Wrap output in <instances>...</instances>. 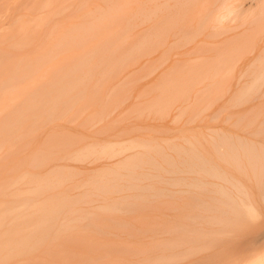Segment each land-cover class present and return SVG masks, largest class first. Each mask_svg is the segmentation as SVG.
<instances>
[{"label":"bare ground","instance_id":"1","mask_svg":"<svg viewBox=\"0 0 264 264\" xmlns=\"http://www.w3.org/2000/svg\"><path fill=\"white\" fill-rule=\"evenodd\" d=\"M89 1L75 2L84 12L55 37H36L28 29L15 41L19 50L0 54V264H177L191 256L195 262L182 264H254L263 259L264 0L249 5L246 0H138L135 7L129 0H100L93 7ZM233 27L244 31L233 35L234 41L230 36L218 43ZM200 35L203 48L198 44L184 56L201 48L204 60L172 59L159 75L161 85L148 84L146 91L153 90L140 92L138 99L162 89L157 98L129 105L132 93L126 88L135 77L129 78L141 71L131 67L150 61L172 38L161 60L146 66L152 71L144 67V80L171 59L175 46L186 47ZM35 41L45 45L24 55L25 46ZM249 52L256 54L253 61L235 73ZM108 79L115 82L108 85ZM196 83L204 85L196 88ZM227 93L223 125L182 136L180 143L178 137L138 140L130 137L128 125L115 133L118 118L107 120L126 108L129 117L144 113L145 104V111L151 107L146 120L154 108L158 112L151 121L174 108L179 112L173 121L179 124L190 107L196 111L210 99V110ZM92 107V117L69 126ZM208 107L193 113L200 117ZM126 114L119 118L127 119ZM216 114L214 122L221 117ZM194 117L183 125L195 123ZM87 123L104 141L80 145L88 135L78 127ZM97 153L109 156L98 168L68 163L106 158ZM226 251L236 259L220 263Z\"/></svg>","mask_w":264,"mask_h":264},{"label":"rangeland","instance_id":"2","mask_svg":"<svg viewBox=\"0 0 264 264\" xmlns=\"http://www.w3.org/2000/svg\"><path fill=\"white\" fill-rule=\"evenodd\" d=\"M88 0H86V3H88L87 2ZM129 1H133V3H134V1L135 2H137L138 0H129ZM209 1H211V0H209ZM78 2V0H0V54L1 53H5V51H6V53L5 54H7L8 52L7 51H9V50H19L18 48H15L18 44H16V46H15V41L18 39L19 40V37H18V35L20 34V33H22L21 35H23V34H25V31L26 30H28V29H30V33H32L33 34V36H36V37H40V33H42V35H44L45 37H49V39L50 38H53V37H55L59 32H62L63 30H65L68 26L67 25H69V24H71V23H74L75 21H77V20H79V18L81 17V15H82V13L84 12V11H82V10H78L77 9V7L75 6V4ZM90 3L88 4V6H90V7H93L96 3H98V4H102L103 2L102 1H100V0H90L89 1ZM251 2V0H246L245 1V3L246 4H248L249 5V3ZM200 4V3H199ZM202 4V3H201ZM200 4V5H201ZM133 6L135 7V3L133 4ZM89 8V7H88ZM198 9L199 10H201V7H198ZM54 17V23L52 24V26L49 28V26L48 25H50L48 22L52 19ZM58 18H60V19H58ZM196 19H198L197 17H196ZM42 21H43V23H42ZM53 21L51 20L50 21V23H52ZM197 21H195L194 23H196ZM42 23V24H41ZM23 25H26V26H24L23 27ZM45 25H47L46 27H45ZM59 25V26H58ZM230 25L231 26H236V23H230ZM67 26V27H66ZM26 27V28H25ZM52 27H54V29H52L51 30V28ZM232 28V27H231ZM237 28V27H236ZM259 28V27H258ZM233 29H234V31H232V29H229V30H231V31H229V33L227 32V34L225 33V35L223 34V36L222 35H220L219 36V40H218V43L219 42H221V40L222 41H225L224 39H226V38H229L230 36H231V38H232V36L233 35H235L236 33V35L235 36H237V35H239L242 31H244V27H240V28H237L238 30H235V28L233 27ZM260 29V28H259ZM22 30V31H21ZM255 31V30H254ZM259 31H261V30H259ZM28 33V32H27ZM243 33V32H242ZM27 35V34H26ZM258 35L260 36V33H258ZM235 36H233V37H235ZM263 36V35H262ZM239 37V36H238ZM204 39H205V37H204V35H200L198 38H196V40L194 41V42H192V43H190L188 46H186V47H180V48H178L177 49V47L175 46V48L172 50L173 52L172 53H170L171 54V59L170 60H168L164 65H162L163 67H160V69H158V70H156V71H154V73H151V74H147V75H151L150 77H148L147 75H145L146 77H148V78H145L144 80H142L143 78V76H144V74L142 75V74H140L141 72L143 73V72H146L145 71V69L148 71V68H150L151 67V65L153 64V63H155V61L153 62L152 60H154L155 58H157V57H159V58H157L158 60L160 59V56H161V54L164 52V53H166V52H168L169 50H167V48L169 49L170 48V46L169 45H171L170 43H172L173 42V39L171 38V42H169V44H166V45H164V47H161V49L159 50V52H157V53H155L154 54V56L152 57V59L150 60V61H147V60H143V61H141V63L139 64V65H134V67H131V69H130V71H133V70H135V72H136V70L138 69V68H140V70L141 71H139L138 72V70H137V73H133V74H135V75H131L130 76V78H129V81L131 80V79H133L134 77L136 78H138L137 80L138 81H135L136 83H134L133 81L134 80H136L135 78L133 79V80H131L132 81V84H131V86H130V89H129V85H130V83L128 84V86H127V88H126V91L128 92V95H130L131 93H132V100H131V104H129V105H133V104H137V103H140V102H142V103H144V101L146 102V100L148 101V99H150V101L152 100V99H154V97L155 98H157L156 96H158L159 94H160V91H163L162 89H160V91H158L157 92V90L156 91H154L150 96H146L145 98H142V99H138V98H140V96L142 95V97H143V94L142 93H144L145 91H146V87L145 86H147L148 84V86H150V83L151 84H153L154 83V85L156 84L157 85V82H158V84L159 83H162V81L160 80L161 79V77L159 76L160 75V73H161V71H163L164 69H167V68H169L170 67V65L172 64V59H176V58H179V59H193V58H196L197 59V57H200L201 58V60H204L203 58V56H207V54H205V52L203 51H200L199 52V50L201 49V48H203L202 46H203V44H201V42L202 41H204ZM18 40L16 41V42H18ZM208 40V39H207ZM228 40V39H227ZM235 40V39H234ZM233 40V38L231 39V40H229L230 42L231 41H234ZM14 41V42H13ZM209 41V40H208ZM211 42H213V39L211 40ZM228 42V41H227ZM11 43H12V46H14V47H11ZM14 43V44H13ZM204 43V46L206 45V43L205 42H203ZM229 43V42H228ZM236 43V42H235ZM263 43H264V40L262 41V45H263ZM198 44H200L201 45V48H199V49H197L198 50V52L196 51V49H195V52H197V55H196V53L194 52V50H192L193 51V56H192V53H190V55H187V56H184V52L185 51H190L191 49H194ZM45 45V43L44 42H37V41H35V43H33V44H28L27 46H25L26 48H25V51H24V55H31L32 53H33V51H32V48H35V47H42V46H44ZM199 45V46H200ZM210 47H212V45L213 44H208ZM233 45V44H232ZM232 45L230 46V47H232ZM238 45H239V47H240V44L238 43ZM19 46V45H18ZM198 46V47H199ZM243 45H241V47H242ZM205 47H208V46H205ZM204 47V48H205ZM214 47V46H213ZM233 47H234V45H233ZM239 47H234V48H237V50L236 51H238L239 49ZM240 47V48H241ZM244 47H245V45H244ZM15 48V49H14ZM197 48V47H196ZM9 49V50H8ZM165 49V50H164ZM242 49V48H241ZM16 50V51H17ZM167 50V51H166ZM209 50V49H208ZM245 51H246V49H244ZM248 50V49H247ZM259 50V49H258ZM206 51V50H205ZM191 52V51H190ZM201 52H202V54H201ZM207 52V51H206ZM238 52H240V53H243V49L241 50V51H238ZM259 52V51H258ZM195 53V54H194ZM198 53H200V54H198ZM208 53H210V52H208ZM236 53V52H235ZM212 53H210V55H211ZM255 53H251V52H249L248 53V55L243 59V60H241V62L237 65V67H236V70H238V72L236 71L235 73H239V70L240 69H242V67H243V65L244 64H249L250 62H251V60L253 59V57L254 56H256V54L254 55ZM163 55V54H162ZM165 55V54H164ZM177 55H179V56H177ZM181 55H183V57L181 56ZM202 56V57H201ZM13 57H15V56H13ZM165 58V57H164ZM200 58H198V59H200ZM157 59H155L156 60V62L158 61ZM196 59H193V60H196ZM161 60V59H160ZM153 63H152V62ZM190 61H192V60H190ZM196 61H198V60H196ZM196 61H192L193 63H195ZM253 61V60H252ZM200 62V61H199ZM249 62V63H248ZM146 63V64H145ZM150 63H152V64H150ZM143 64H145L144 66H142ZM149 64H150V67H146L147 65L149 66ZM155 66V65H154ZM144 67H146L145 69H144ZM154 67H152V68H150L149 70H151L152 71V69H153ZM144 70V71H143ZM225 70H226V72L229 70V68H228V70L225 68ZM148 72H150V71H148ZM147 72V73H148ZM224 73H226L225 71H223ZM228 72H230V71H228ZM137 74V75H136ZM227 74L228 73H226L225 74V78L227 77ZM140 75V76H139ZM231 75V74H230ZM230 75H228V76H230ZM235 75V74H234ZM237 75V74H236ZM171 77V76H170ZM220 78H221V76H220ZM109 79H111V78H109ZM107 80L108 81V85H112V83H114L115 81H111V80ZM157 79V80H156ZM168 79H169V77H168ZM173 79V78H172ZM171 79V80H172ZM231 79V78H230ZM114 80V79H113ZM160 82H159V81ZM174 80V79H173ZM107 81H106V84H107ZM196 81V79L194 80V82ZM199 82L201 81V80H198ZM110 82H112V83H110ZM156 82V83H155ZM169 82H171V81H169ZM168 82V83H169ZM172 83V82H171ZM235 83V82H234ZM264 83V82H263ZM166 84V83H165ZM133 85H135V86H133ZM159 85H161V84H159ZM163 85H164V82H163ZM203 85L204 84H198V83H196V88H200V87H203ZM264 85V84H263ZM153 86V85H152ZM152 86H150V87H152ZM145 87V88H144ZM234 87V86H233ZM134 88V89H133ZM145 89L144 91H142V89ZM148 88V87H147ZM153 88V87H152ZM152 88H148L147 89V91H146V93H144V95L145 94H147V92H149V93H151L150 91H151V89ZM128 89H129V91H128ZM263 89H264V86H263ZM153 90V89H152ZM159 90V89H158ZM177 90V89H176ZM208 90V89H207ZM210 91L212 90V89H209ZM210 91H206V92H208L209 94H210V96L209 97H211V96H213V94L211 95V93H210ZM130 92V93H129ZM140 92H142L141 94H140ZM206 92L205 93H203L204 94V97L205 96H208V93H207V95H205L206 94ZM162 93V92H161ZM219 93L221 94V92H218V93H216L217 95H219ZM140 94V95H139ZM203 94H201L202 95V97L200 98L202 101H203V99L202 98H204L203 97ZM216 94H215V96H214V98L216 99ZM148 95V94H147ZM161 96L162 95H160V98H161ZM227 96H228V93L225 95V96H223V97H221L220 99H219V102L218 103H213V107L212 108H210V110H209V107L207 106L208 104H211L210 102H213V101H210V99H206V100H209V101H207L205 104L203 103V105H202V103H201V105L202 106H200L198 109L199 110H202L204 107H208L207 109H208V111L206 110V113H203V115H201L200 117H196L197 115L195 114L196 112H197V107H196V111H195V109L194 108H192V107H190V109H188V112L187 113H185L184 112V114L185 115H183V113L181 114V116L183 115V116H185V117H183L184 119H182V121H181V118H179L180 120L179 121H181V122H179V124H178V122L177 121H173L174 119H175V113H178L179 112V110L177 111H175V109L174 108H172L171 110V114L169 113L168 115L166 114L165 115V117H163L164 119H162V118H160V116L159 115H156V116H158L159 117V121L157 120L158 119V117H155V120L154 121H151L152 120V118L154 119V114L153 113H155V112H158L157 110L155 111V108L154 107H152V108H154L153 109V111L154 112H151L152 114H150V118L149 119H147L146 120V114H147V116L149 117V115H148V113H149V109L151 108H148L146 111H145V109H144V106H145V104H144V106L142 107L143 108V110H144V113H142V112H140V114H138L137 112L136 113H134L132 116H128L126 113V109L125 110H123L122 111V113H123V115L124 114H126L127 115V119H125V117H120L119 118V116H123L122 115V113L121 112H119V113H116V114H114V115H112V116H110V117H108L107 118V120H109V121H111V120H116L117 118V121H118V123H117V126L115 125V127H114V132L116 133L117 131H120L123 127H125V126H130V129H131V133L132 134H130V137L132 136V137H140L138 140H140V139H142V138H149V140L150 141H153V137H160V139H161V137H162V139L164 138V137H166V138H164V139H168V138H174V137H178V139H176V141H175V143H180V142H184L182 139L183 138H181L182 136H188V137H191L192 135H197V134H200V133H204V134H206V133H208L209 131H208V129L207 128H209V127H218V126H220V125H223V122H224V120H225V118H226V115H227V110L225 109V108H227V106L225 105L226 104V99H227ZM153 97V98H152ZM209 97H207V98H209ZM137 98V99H136ZM152 98V99H151ZM178 98V97H177ZM213 98V97H212ZM211 98V99H212ZM136 99V100H135ZM159 99V98H158ZM162 99V98H161ZM161 99H160V101H161ZM200 99L198 100H196V101H198L197 103L199 104L200 102ZM176 100H178V99H176ZM205 100V101H206ZM156 101H157V99H156ZM159 101V102H160ZM162 101H165L164 99H162ZM171 101V102H170ZM170 101H168L169 103H171V104H168L167 103V101H166V103L168 104V108H170L169 106H171L172 105V100L170 99ZM201 101V102H202ZM174 102V101H173ZM177 102V101H176ZM179 103L178 104H180L181 103V101L179 100L178 101ZM209 102V103H208ZM141 103V104H142ZM175 103V102H174ZM136 104H135V106H136ZM149 103H147L146 105H148ZM159 104V103H158ZM162 104H165V103H162ZM198 104H197V106H198ZM157 105V104H156ZM160 105H161V103H160ZM159 105V106H160ZM211 106H212V104H211ZM133 107V110H134V106H132ZM131 107V108H132ZM139 107V106H138ZM147 107V106H146ZM156 107V106H155ZM162 107V106H161ZM167 106H165L164 108L166 109V110H169V109H167L166 108ZM157 109H159V107H156ZM163 108V107H162ZM162 108H160V109H162ZM224 108V109H223ZM164 109V110H165ZM130 110V109H129ZM152 110V109H151ZM163 109H162V111L161 112H163L164 111ZM191 110V111H190ZM193 110H194V112L195 113H193ZM222 110V111H221ZM86 111H88V112H86ZM94 111H96V109L94 108V107H92V109L91 110H84V111H82L81 113L83 114V112H84V114H83V117L82 118H80V116H82V114L79 116V113L80 112H78V115L77 116H79V118L78 117H76V115L75 114H77L76 112H73V113H75L74 114V116L77 118L76 119V122H71V123H69V126L70 127H77L79 124H80V122L84 119V118H86V117H88V115L89 114H92L93 115V113H94ZM175 111V112H174ZM221 111V112H220ZM126 112V113H125ZM131 113L133 112V111H130ZM129 112V113H130ZM135 112V111H134ZM160 112V111H159ZM165 112V111H164ZM170 112V111H169ZM219 112V113H218ZM86 113V114H85ZM166 113V112H165ZM168 113V112H167ZM216 113H218V115L216 114ZM141 114H144L145 116H141V117H143L142 119H141V117H139L138 115H141ZM156 114V113H155ZM160 114H162V116H163V114L164 113H160ZM217 115V117H219V114H221L220 116L221 117H219V118H217V119H220V120H217V122H214V120H211L212 118L211 117H213L214 118V115ZM137 117H139V118H137V119H135L136 118V116ZM154 115V116H153ZM170 115V116H169ZM195 116L194 118H192V119H194V120H191L192 122H195V123H189V125L187 124V125H183L184 124V121L185 120H189V118L188 117H192V116ZM161 116V117H162ZM166 116H169L168 117V119H167V117ZM180 116V115H179ZM178 116V117H179ZM199 116V115H198ZM69 117H71V115H68V117L67 118H69ZM89 117H92V116H90L89 115ZM135 117V118H134ZM204 117H206V118H204ZM123 118H124V122L123 123H121L120 122V120L122 119L123 120ZM133 118V119H132ZM198 118V119H197ZM204 120H203V119ZM216 118V117H215ZM163 120V121H160V120ZM197 119V120H196ZM201 119H202V121H204V122H202L201 121ZM73 120V119H72ZM77 120H78V122H77ZM128 120H131V121H128ZM196 120V121H195ZM210 120L211 121H213V122H210ZM88 122H91V121H89V120H87ZM191 121H189V122H191ZM216 121V120H215ZM112 122H114V121H112ZM174 122H176V124L174 123ZM186 122H188V121H186ZM174 123V124H173ZM55 124H60V121L58 122V123H55ZM54 124V125H55ZM87 125H90V126H88V127H86V128H83V126L81 127V126H79L78 128H81V130H83L87 135H88V137L86 138V141H83V144H80L81 146H85L87 143H91V142H95V141H100V142H102V141H104V139H105V137H104V135H102V134H98V135H95V134H93L92 132H91V129H89L90 127H91V123L90 124H88L87 123ZM127 126V127H128ZM50 126H48V128H49ZM152 127H154V128H152ZM93 130V129H92ZM172 130V131H171ZM151 135V136H150ZM191 135V136H190ZM120 138H114L113 140L114 141H117V140H119ZM137 140V141H138ZM163 141V140H162ZM174 142V141H173ZM152 143H154V141L152 142ZM160 143H163V144H165L164 142H160ZM151 144V143H150ZM169 150V149H168ZM97 157H106L105 159H101V160H96V161H86V162H83V160H82V162H81V160H77L78 162H76V161H69L68 163L69 164H72V165H76V166H80V167H82V168H93V169H95V168H98V167H100L101 165H102V163L103 162H105L106 160H108V157L109 156H100V154L99 153H97ZM115 159H113V160H110V161H114ZM91 162V164H89ZM2 169H0V171H1ZM83 177H86V176H83ZM75 179V178H74ZM162 208H167L166 206H162ZM259 221H261L260 219H258ZM258 221V222H259ZM263 221V220H262ZM230 246V249L228 250V251H230L232 248V246H231V244L229 245ZM234 249L236 248V247H233ZM262 248H264V247H262ZM226 250V249H225ZM260 250H262L261 249V247H260ZM228 251H226V253H225V256H224V253L222 254L223 255V257H221V259L219 260V261H221L220 263H225L226 261H228V260H231L232 261V258H235L234 256L233 257H231L232 256V254H233V252H232V254H230V252L229 253H227ZM232 251V250H231ZM261 252V251H260ZM256 253H259V251H256ZM262 253V252H261ZM260 253V254H261ZM226 254H229V256L228 255H226ZM234 254H236L237 255V253L235 252ZM257 255V254H256ZM263 255V254H262ZM133 255H130V256H128L129 257V259H135V257L133 256ZM238 256H240L239 254H238ZM253 255H250V257H252ZM253 257H257V256H253ZM238 258V257H237ZM240 258V257H239ZM259 258V257H258ZM191 259H193L191 262H189V263H192L194 260L196 261V259L194 258V257H190V258H188L187 260H181V261H178L177 262V264H182V263H184V262H187V261H189V260H191ZM236 259V258H235ZM252 259H254V258H252ZM264 259V258H263ZM262 257L261 258H259L258 260L256 259H254L255 261H254V264H259V263H261L262 262ZM237 260H239V259H237ZM249 260H251V259H249ZM194 261V262H195ZM236 261V260H235ZM248 261V260H247ZM246 261V264L248 263ZM214 263H216V262H214ZM245 263V262H244ZM243 263V264H244ZM263 263V262H262Z\"/></svg>","mask_w":264,"mask_h":264}]
</instances>
